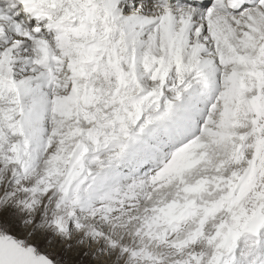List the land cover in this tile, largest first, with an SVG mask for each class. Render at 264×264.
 Returning <instances> with one entry per match:
<instances>
[{"label": "snow or ice", "instance_id": "6c2138e0", "mask_svg": "<svg viewBox=\"0 0 264 264\" xmlns=\"http://www.w3.org/2000/svg\"><path fill=\"white\" fill-rule=\"evenodd\" d=\"M0 264H264V0H0Z\"/></svg>", "mask_w": 264, "mask_h": 264}]
</instances>
